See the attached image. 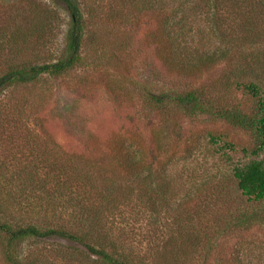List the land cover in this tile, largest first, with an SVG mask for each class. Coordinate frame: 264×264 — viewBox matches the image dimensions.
I'll return each mask as SVG.
<instances>
[{
  "label": "trees",
  "instance_id": "obj_1",
  "mask_svg": "<svg viewBox=\"0 0 264 264\" xmlns=\"http://www.w3.org/2000/svg\"><path fill=\"white\" fill-rule=\"evenodd\" d=\"M100 1L0 0V98L7 92L12 98L17 88L84 67L88 23L95 26L94 21L104 16L123 25H136L144 18L150 26L146 43L160 65L176 76L196 78L232 63L218 84L249 97L252 108L244 112L228 106L213 96V88L203 85L180 92L144 88L147 109L162 129L154 130L146 147L130 130L114 133L102 144L92 139L86 152L61 148L46 136L39 161L46 169L41 180L36 172L18 171L7 181L0 171L2 259L5 264H194L197 252L203 251L205 263L219 239L264 227V164L257 159L236 163L227 179L208 180L179 196L167 178L174 156L161 158V139L176 118L205 115L253 134L257 144L252 150L240 148L243 158L258 157L263 150L264 82L242 56L238 32L231 45H223L221 12L231 11L237 21L245 0H108V5ZM57 7L68 23L63 47L53 57L45 48L51 25L60 21ZM236 21L240 33L241 23ZM194 27L201 35L200 28L208 31L212 42L207 47L191 42ZM205 134L211 146L233 152L230 142L209 131ZM1 180L17 183L15 191ZM225 183L234 187L232 193ZM17 195L24 196L20 203L15 202ZM142 209L151 213L153 226L146 239L134 236L127 223L130 218L137 226ZM161 210L175 212L168 233L155 228L154 216ZM240 248L235 246L227 264H244Z\"/></svg>",
  "mask_w": 264,
  "mask_h": 264
},
{
  "label": "rangeland",
  "instance_id": "obj_2",
  "mask_svg": "<svg viewBox=\"0 0 264 264\" xmlns=\"http://www.w3.org/2000/svg\"><path fill=\"white\" fill-rule=\"evenodd\" d=\"M103 3L108 5L110 1H100V5ZM56 11L60 21L51 25V39L45 48L48 56L53 57L63 47L68 23L64 11L59 7ZM239 11L240 33L231 11L221 12L222 19H225L222 26L223 45H231L230 41L236 38L238 32L237 45L243 52L242 56L254 74L264 82V0H245ZM103 18L94 21L97 34H93V22L88 23V39L82 48L86 56L84 67L75 68L59 78H44L32 86L17 88L13 90L12 98L9 92L0 98V171L5 176L4 180L9 181L10 176L18 171L36 172L40 180L44 177L46 169L42 168L43 165L39 166V161L47 145L46 136H50L61 148L86 152L88 141L93 139L102 144L114 133L130 130L136 132L141 144L146 147L154 130L162 129L157 127L158 118L147 109L142 94L144 88L155 93L180 92L203 85L213 88V96L228 106H237L244 112L252 108L253 102L249 97L233 89L228 91L218 84L222 71L232 63L227 66L222 64L196 78L176 76L160 65L154 57L153 47L146 43V32L150 26L145 24L144 18L136 25L118 24ZM193 29V45L199 42L207 47L212 42L206 29L200 28L202 35L195 27ZM173 123L174 127L168 129L164 134L166 137L161 139L160 156L163 160L174 156L167 166V178L179 196L208 180L215 182L220 176L227 179L230 168L236 163L244 164L257 159L264 164V148L258 157H242L240 148L252 150L257 144L249 132L234 129L205 115L179 117ZM208 131L230 142L233 152L211 146L205 134ZM4 180L1 184L15 191L17 183L15 186L13 182L4 184ZM224 185L231 187L227 183ZM233 189L230 188V193ZM23 198L17 195L15 202L20 203ZM233 205L240 206L238 201H233ZM126 211L124 214L127 217L130 211ZM140 213V218L135 219L137 226L130 218L127 223L134 236L146 239L153 228L149 223L151 213L143 209ZM174 214V211L161 210L154 216L155 228L170 232L168 229ZM125 226L126 223H123L122 228ZM237 245L241 247L244 264H264L263 226L219 239L212 246L205 263L202 262L203 251L197 252L193 263L227 264ZM0 264H5L1 253Z\"/></svg>",
  "mask_w": 264,
  "mask_h": 264
}]
</instances>
